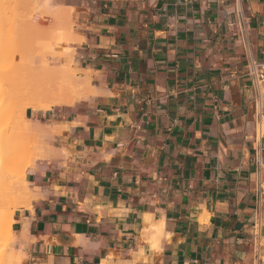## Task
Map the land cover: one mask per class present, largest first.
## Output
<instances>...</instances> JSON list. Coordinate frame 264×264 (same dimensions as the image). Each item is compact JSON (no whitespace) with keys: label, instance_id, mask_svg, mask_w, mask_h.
Returning <instances> with one entry per match:
<instances>
[{"label":"crops","instance_id":"1","mask_svg":"<svg viewBox=\"0 0 264 264\" xmlns=\"http://www.w3.org/2000/svg\"><path fill=\"white\" fill-rule=\"evenodd\" d=\"M57 1L94 95L25 110L58 127L14 210L23 263L264 264V0Z\"/></svg>","mask_w":264,"mask_h":264},{"label":"bare ground","instance_id":"2","mask_svg":"<svg viewBox=\"0 0 264 264\" xmlns=\"http://www.w3.org/2000/svg\"><path fill=\"white\" fill-rule=\"evenodd\" d=\"M16 1H19V3L21 2L22 3V5L21 6H25L26 8H23L24 10H27V8L29 7V11H31V12H29L28 14H30V13H32V15H33V18L32 17H29L30 19H32V26H31V32L32 31H35L36 29H38L39 31L40 30H43L41 33H42V35L40 36V37H37L38 35H39V31L37 30V35H36V37H35V39H31L32 38V36H30V35H32V34H30V35H27V38H26V36H23V38H26V39H24L23 40V38H22V36L20 37V39H22V43H21V41L19 42V40H18V37H17V35H16V37H14L15 39H16V41L17 42H14L15 43V45L14 46H11L10 47V51H12V52H10V53H13V54H15V52H16V50H17V52L18 53H20L19 54V56H18V58H19V60H17L16 58H14L15 60L12 62V65H16V62L18 61L20 64H17L16 66H18V67H16L17 69H15V67H12V69H15L14 71H15V74L13 73V70H12V76H14V77H11V75L9 76V73H11V72H9V73H5L4 72V70H2V66H3V63H5L7 60H9V59H6V58H11V59H13V54L12 55H10V53L9 52H7L6 51V49L3 51L2 49H3V45L5 46V47H8V45L6 44V43H2V41L4 42L5 41V39L6 38H4L6 35H7V33H9V32H7L6 30L8 29V28H6V27H9V26H7V24H6V21L5 20H3V25H2V27H4L5 28V30H4V33H6L5 35H4V40H2V32H3V30L1 29L0 30V69L2 70V72L0 71V83H6L8 86H10L9 84H11V85H16L17 87L19 86V83L20 82H22L21 80H23L22 78H26V83H25V81L23 80V83H25L27 86L25 87V85L22 83L21 84V86L19 87V88H21V90L22 91H28V93L26 92L25 94H26V96H27V94L29 95L30 93L29 92H31L32 91V94H34V98H33V101H32V103L34 104V103H36V105L38 106H36L37 108H40L41 106H43L42 104H39V101L41 102V99H42V101H46L47 100V102L48 103H51V104H55V103H68V104H70L71 103V101H73L74 99H76V97H75V94L74 93H71V94H67V96L64 94V90L65 89H63V87H66V88H68V87H74L73 89H75V87L77 86V85H79V84H81V83H83V81H86L87 83H88V79H87V77L86 76H84V78L82 79H80V80H76V81H73L74 83H66V81L65 82H61V81H55L54 80V77H55V75H57V74H55V70H56V68H57V73L58 74H60V75H63V76H68V75H70V74H72L74 71H75V65H76V67H78L79 68V61L77 60V59H75L74 60V64H72L71 62H68L69 61V59H70V57L76 52V46H74V45H72L73 47H71L70 49L67 47V43H66V41L62 38V36H61V31H59V30H57L56 28L58 27V28H60V26L59 25H62L63 24V22H62V18L63 17H65V16H68V15H70V13H71V11H70V9H69V7L67 8L66 6H58V10H56V11H54V10H52V7H53V2H51V1H46V2H43L42 1V3H40V2H38V1H34V2H31V1H29V0H27V2H26V0H23V1H25V3L22 1V0H16ZM0 2H1V4L3 5V0H0ZM0 4V5H1ZM26 4V5H25ZM1 5V6H2ZM0 6V8L2 9V7ZM11 8V7H10ZM0 9V10H1ZM12 10V9H11ZM6 13L7 14H10L9 12H7L6 11ZM5 13V14H6ZM55 14L56 16H58V15H60L61 16V19L59 18V22L60 23H57L56 21H54L53 23V25H42L41 26V28L39 29V24H38V22L37 21H40L41 19L40 18H38L39 16L38 15H40L41 17H47L48 15H52V14ZM12 14V13H11ZM10 14V15H11ZM50 15V16H51ZM7 17H9V15H7ZM7 17H6V15H5V18L7 19ZM52 18H53V16H52ZM66 18V17H65ZM7 20H10L9 22H11L12 20L11 19H7ZM0 22H2V19L0 18ZM9 22H7V23H9ZM13 22V21H12ZM4 25H6V27L4 26ZM10 25V24H9ZM12 26V25H11ZM10 26V27H11ZM29 28V27H28ZM11 29H12V27L10 28V31H11ZM30 29V28H29ZM33 29V30H32ZM29 32V31H28ZM30 32V33H31ZM36 32V31H35ZM34 35V34H33ZM20 36V35H19ZM28 36H30V37H28ZM77 37L81 40V36L80 35H77ZM10 39H12V38H10ZM2 40V41H1ZM6 42V41H5ZM19 42V43H18ZM13 43V42H12ZM18 43V44H17ZM69 43V42H68ZM2 45V46H1ZM24 46H28L27 48L26 47H24ZM30 47H31V49H32V51H33V53L31 52V50H30ZM2 48V49H1ZM24 48L26 49V51L24 50ZM29 48V49H28ZM54 48V52H52V49ZM29 52H28V51ZM3 51V52H2ZM22 51H24V53L26 52V54H24ZM22 52V53H21ZM4 55H3V54ZM2 54V55H1ZM6 54V55H5ZM29 54H32L30 57H29ZM10 55V56H9ZM16 55V54H15ZM26 55V56H25ZM27 55H28V57H27ZM26 57V58H24L25 59V63H22V61H23V59H22V57ZM28 58V59H27ZM72 60H73V58H72ZM17 62V63H18ZM13 63H15V64H13ZM22 63V64H21ZM24 64V66L25 67H22V65ZM57 65H59V67H57ZM20 66H21V68H20ZM81 69V68H80ZM11 70H9V71H11ZM21 70H22V73H24V75L23 74H21V76H20V78L17 76V75H20V73H21ZM24 71V72H23ZM2 73V74H1ZM7 76H6V75ZM25 74H26V76L29 78V82H27V77L25 76ZM2 75H5V76H2ZM24 77H23V76ZM11 77V78H10ZM22 77V78H21ZM57 77V76H56ZM15 78V79H14ZM11 79V80H10ZM18 79H20V82L18 83ZM5 81V82H4ZM71 82V81H70ZM17 83H18V85H17ZM28 83V84H27ZM89 84V83H88ZM2 85V84H1ZM4 86V85H3ZM15 86V87H16ZM24 86V87H23ZM68 86V87H67ZM0 87H2V86H0ZM29 87V88H28ZM10 88H12V86L10 87ZM19 88H16V90H18ZM26 89V90H24V89ZM30 88H31V91H30ZM89 88V87H88ZM77 89H78V87H77ZM2 89H0V91H1ZM12 91V90H11ZM78 91H80L79 89H78ZM59 93V94H58ZM18 94H19V91H18ZM17 94V95H18ZM31 94V96H33ZM81 94V96H82V94H83V97H85V96H87V95H90V91H89V89L87 90V91H83L82 93H79V95ZM9 95V94H8ZM20 95V94H19ZM77 95V94H76ZM93 95H94V93H93ZM21 96V95H20ZM23 96V95H22ZM21 96V97H22ZM30 95L28 96V98H26V100L23 102V101H20V100H16V101H20L21 103H19V106H21L20 104H24V105H26L25 103H27V105L29 104V106L28 107H30V105H31V102L30 103H28L29 101H27V99H31L32 100V97H31ZM3 97V96H2ZM36 97H37V99L39 100V101H37L36 100ZM78 97V96H77ZM16 98H18L19 99V97H17L16 96ZM43 98L45 99V100H43ZM79 98V97H78ZM1 100V99H0ZM34 100H36L37 102H35ZM2 101H3V99H2ZM27 101V102H26ZM3 104H4V101H3ZM2 104V105H3ZM1 105V104H0ZM23 105V106H24ZM45 105V104H44ZM34 106H35V104H34ZM4 109H5V107H9V106H7V104L5 105L4 104V106H2ZM11 107V106H10ZM22 107V106H21ZM25 107V106H24ZM23 107V108H24ZM48 107V106H47ZM44 108V107H43ZM4 109H2V108H0V137H2V138H6L7 136H9V138H7V143H5L4 142V140L2 141L1 140V138H0V157H2V158H4L3 160H0L1 162L2 161H5L4 163L2 162V164H3V168L4 167H6V169H10V167L9 166H14V163H18V158H19V156H18V158H17V160L15 159V162L11 159V157H13L14 155L13 154H15V155H17V151L16 150H20L19 148H18V144L19 145H21V144H24L25 145V143L27 144V142H25V139H23V138H19L18 140H16L14 137L15 136H13V135H10V134H7L6 133V130H8L9 128H7L6 129V125H9V124H7L6 122H3V119L5 118V114H6V117H10L9 115L11 114V113H13L14 111L12 110V112L9 114V113H6V111H4ZM17 111H18V109H16ZM49 110V109H48ZM7 111H9V110H7ZM19 111H20V114L19 115H17L18 117H15V118H19V116H20V121L23 123V121L25 120V114H23V116H22V110H21V108H19ZM14 114V113H13ZM12 114V115H13ZM16 114V113H15ZM15 114H14V116H15ZM8 115V116H7ZM11 115V117H10V120H11V118H13V116ZM4 117V118H3ZM23 117V118H22ZM7 121H9L10 122V120L9 119H6ZM12 121V120H11ZM13 121H15L16 122V120L14 119ZM262 121V123H261V125L262 126H264V120H261ZM17 122H18V119H17ZM15 123V124H17V126L15 127L16 129L18 128V131L16 130V129H14V123H12V122H10V124L12 123L13 124V126H12V129L10 128V130H11V134H15V130H16V132H19V130L21 129V127H20V123L18 122V123ZM3 123H5V125L3 124ZM36 123V122H35ZM35 123H33L32 122V127L30 128V131L28 130L29 129V127H28V131H29V133H27L28 131L26 130V135H38L39 133H41L42 134V132H44L43 133V135H42V137H41V134H39V137L41 138L40 140H42L44 137H47L46 135H49V133H48V131H56V128L58 127V126H56V125H50V124H44L43 125V130H42V127L40 128L39 127V129H38V126H37V128L35 127ZM38 123V122H37ZM2 124L4 125V126H2ZM24 124V123H23ZM52 124V123H51ZM67 124V123H66ZM22 126V125H21ZM29 126V125H28ZM68 126H70V125H68ZM20 128V129H19ZM27 128V127H26ZM35 128H36V130H35ZM6 129V130H5ZM9 130V131H10ZM21 130H23V129H21ZM25 130V129H24ZM35 131H36V133L37 134H35ZM38 131V132H37ZM40 131V132H39ZM42 131V132H41ZM1 133H3V134H5L6 133V136L4 137L3 135H1ZM21 133V132H20ZM21 134H23V133H21ZM18 135H20V134H18ZM11 136V137H10ZM21 136V135H20ZM22 137V136H21ZM36 137V136H35ZM10 138H13L14 140L11 142L10 140ZM38 138V137H37ZM36 139V138H35ZM35 139H33V140H35ZM22 140V141H21ZM24 140V141H23ZM49 140V139H48ZM21 141V142H20ZM3 142H4V144H3ZM33 142V141H32ZM42 142V141H41ZM44 142V141H43ZM39 143V142H38ZM41 144V143H40ZM7 146V148L5 147V146ZM17 146V147H16ZM23 146V145H22ZM21 147V146H20ZM36 148H38V147H36ZM31 148H29V149H26V151L24 150H22V152H19L20 154H18V155H20L21 156V153H24L23 154V156L24 157H27L26 155H28L29 153H31V155L33 156V153L35 152L34 150H32L33 149V147H32V149L30 150ZM6 150V151H5ZM13 151V152H12ZM14 151H16V153L14 152ZM4 152V153H3ZM12 153V154H11ZM23 156H21V158H19V160L20 159H24L23 158ZM1 158V159H2ZM10 159V160H9ZM29 158H27V160H28ZM26 159H24V161H25ZM31 160H32V158H31ZM30 160V162H31V164L33 163L32 161ZM7 161H9L8 163H7ZM11 161V162H10ZM20 161H22V160H20ZM7 163V166H5L4 164H6ZM22 163V162H21ZM26 164V163H25ZM30 164V163H29ZM20 165V164H19ZM21 165H23V164H21ZM24 168V167H23ZM23 168L21 167V170L23 171ZM0 169H1V167H0ZM7 171H9V170H7ZM11 171V170H10ZM9 171V172H10ZM20 174V173H19ZM15 175V173H2L1 171H0V264H11V263H13V264H15L16 263V261H12V260H9V258H8V256L6 255V248H7V246H8V244L9 243H7V240H6V242H4L3 241V238H9V237H11L12 236V228H11V223H12V220H13V212L11 211V212H9V213H7V212H5V208L6 207H8V206H11L10 204L12 203V199H11V196H9V194H4L5 196H3L2 195V193L3 192H5L4 190H7V188H6V186L8 185V182H10L11 181V178L13 177ZM19 182L20 181H22L23 182V185L25 186V188L23 189L22 188V190L21 191H18V196H21V194H23V193H27V194H29V192L31 191V183H29V182H27L26 180H25V173H21V176H20V178H19V180H18ZM33 189V188H32ZM11 192V191H10ZM6 193V192H5ZM31 193V192H30ZM32 195V194H31ZM2 196V197H1ZM6 196H9V197H6ZM24 196V195H23ZM22 196V197H23ZM27 196V195H26ZM5 229H6V231H5ZM26 233V232H25ZM24 233V235L26 236V234ZM145 235L146 236H150L154 241H160L164 236H165V232H164V230L162 229V227H148L147 229H146V231H145ZM20 236V235H19ZM25 236H23V237H25ZM18 238V237H17ZM16 237H15V240L17 239ZM23 239V238H22ZM18 240H19V238H18ZM13 241V240H12ZM11 262V263H10ZM17 264V263H16Z\"/></svg>","mask_w":264,"mask_h":264},{"label":"rangeland","instance_id":"3","mask_svg":"<svg viewBox=\"0 0 264 264\" xmlns=\"http://www.w3.org/2000/svg\"><path fill=\"white\" fill-rule=\"evenodd\" d=\"M23 1V0H22ZM29 1H31V2H34V1H38V2H40V3H42V1L43 2H46V1H48V0H29ZM49 1H51V2H53V7H52V10H54V11H56V10H58L57 8H58V6H64V5H62V4H60L57 0H49ZM24 3H25V1H23ZM26 2H27V0H26ZM3 5L1 4V2H0V4L2 5H0L1 7H2V9L0 10V18L2 19V22H0L2 25H3V20H5L6 21V24H7V26H9V27H6V25H4L6 28H8L6 31L7 32H9V33H7V35L4 37V35L6 34V33H4V30H5V28L4 27H2V25L0 24V30L2 29L3 30V32H2V40H4V38H6L5 39V41L3 42L2 40V43H6L7 45H8V47H5L4 45H3V51L6 49V51L7 52H12V51H10L11 49H10V47L11 46H14L15 45V43L14 42H17L16 41V39L14 38V37H16V35H17V37H18V40H19V42L21 41V43L23 42L22 41V39H20V37L22 36V38H23V36H26V38H27V35H30V34H32V35H30V36H32V38L30 37V36H28V37H30L31 39H35V37H36V35H37V30L38 29H36L35 31H32L31 32V26H32V19H30L29 17H32L33 18V15H32V13H30V14H28L29 12H31V11H29V7L27 8V10H24L23 8H26L24 5L23 6H21L22 5V3L20 2L19 3V1H16V0H3ZM21 4V5H20ZM26 5V4H25ZM11 7V8H10ZM12 9V10H11ZM6 11L7 12H9L10 14H7L6 13ZM70 11H71V9H70ZM6 13V14H5ZM5 15H6V17H7V15H9V17H7V19H11L12 21L11 22H9L10 20H7L6 18H5ZM51 15V14H50ZM50 15H48L47 17H41L40 15H38L39 17L38 18H40L41 20L40 21H37L38 22V24L40 25L39 26V29L41 28V26L42 25H53L55 22L54 21H56L57 23H60L59 22V18L61 19V16L60 15H58V16H56L54 13L50 16ZM52 16H53V18H52ZM66 17V18H65ZM65 17H63L62 19V22H63V24L62 25H59L60 26V28H56L57 30H59V31H61V36H62V38L66 41V43H67V47L70 49L71 47H73L72 45H74V46H76V49H77V45H78V43L81 41L78 37H77V35L78 34H74L73 33V23H72V21H71V13H70V15H68V16H65ZM55 19V20H54ZM54 20V21H53ZM32 21V22H31ZM7 22H9V23H7ZM54 22V23H53ZM10 24V25H9ZM12 25V26H11ZM12 27V29H11V31H10V28ZM30 29H29V28ZM43 27V26H42ZM33 30V29H32ZM29 31V32H28ZM39 31V30H38ZM41 32L43 31V30H40ZM39 31V35L37 36V37H40L41 35H42V33ZM31 32V33H30ZM27 34V35H26ZM20 35V36H19ZM4 37V38H3ZM10 38H12V39H10ZM26 38H23V40L24 39H26ZM13 42V43H12ZM18 42V43H19ZM69 42V43H68ZM17 43V44H18ZM2 46V45H1ZM24 47H28V46H24ZM29 49V48H28ZM24 50L26 51V49L24 48ZM30 50H31V52L33 53V51H32V49H31V47H30ZM2 51V52H3ZM28 51V50H27ZM5 52V51H4ZM23 53H24V51H22ZM21 52V53H22ZM29 52V51H28ZM52 52H54V48L52 49ZM3 54V53H2ZM1 54V55H2ZM13 53H10V55H12ZM16 54V55H15ZM15 54H13L12 56H13V59H11V58H6V59H9V60H7L5 63H3V66L1 67L2 68V70H4V72L7 74V73H9V72H11V73H9V76L11 75V77H14L16 74H15V69H17L16 67H18V66H16L17 64H20L18 61V63L16 62V67L14 66V65H12V62L15 60L14 58H16L17 60H19V58H18V56H19V54L20 53H18L17 52V50H16V52H15ZM24 54H26V52L24 53ZM4 55V54H3ZM6 55V54H5ZM9 55V56H10ZM32 54H29V57L31 56ZM26 56V55H25ZM22 57V59H23V61H22V63H25L24 61H25V59L24 58H26V57ZM27 57H28V55H27ZM72 58H73V60H72ZM28 59V58H27ZM75 59H77L78 61H79V58H78V55H77V52H75L71 57H70V59H69V61L68 62H71L72 64H74V60ZM21 63V64H22ZM13 64H15V63H13ZM12 67H15V69H12ZM22 67H25L24 66V64L22 65ZM57 67H59V65H57ZM20 68H21V66H20ZM13 70V73L15 74L14 76H12V70ZM2 70L0 69V71L2 72ZM9 70H11V71H9ZM24 72V71H23ZM2 74V73H1ZM5 74V75H6ZM21 74H23L24 75V73H22V70H21V73H20V75H17L19 78H20V76H21ZM55 74H57V75H55V77H54V80L56 81H61V82H65L66 81V83L68 82V83H74L73 81H76V80H80L81 78L83 79L84 78V76H86V75H84V73H83V70L82 69H80V62H79V68L78 67H76V65H75V71L72 73V74H70V75H68V76H63V75H60V74H58L57 73V68H56V70H55ZM5 75H2V76H5ZM22 75V76H23ZM7 76V75H6ZM25 76H26V74H25ZM57 76V77H56ZM10 77V78H11ZM24 77V76H23ZM27 77V76H26ZM22 78V77H21ZM15 79V78H14ZM24 81H25V83H26V78L24 79V78H22ZM11 80V79H10ZM19 81H18V83L20 82V79H18ZM23 80H21L22 82H20L19 83V86L17 87L16 85H11V84H9L10 86H8L6 83L4 84V83H0V86H2V87H0V89H2L1 91H0V108H2V109H4L2 106H4V104L6 105L7 104V106H9V107H5V109H4V111H6V113H11L12 112V110L14 111L13 113L15 114V116H14V114L13 113H11L9 116L11 117V115L13 116V118H11V120H10V117H6V114H5V118L3 119V122H6L7 124H9V125H6V129L7 128H9L8 130H6V133L7 134H10V135H13V136H15L14 138L16 139V140H18L19 138L21 139V138H23V139H25V142H27V144L25 143V145L24 144H21V145H19L18 144V148L20 149V150H16L17 151V155H15V154H13L14 156L13 157H11V159L15 162V159L17 160V158H18V156H19V158H21V156H23V154L24 153H21V156L20 155H18V154H20L19 152H22V150L24 151H26V149H29V148H31L32 149V147H33V149L32 150H34L35 152L33 153V156L31 155V153H29L28 155H26L27 157H24L23 156V158L24 159H26L25 161H24V159H20V160H22V161H20L19 160V158H18V163L16 164V163H14V166L12 165V166H9L10 167V169H6V167H4L3 168V164H2V162L4 163L5 161H0V167H1V169H0V171L2 172V173H15V175L11 178V181L10 182H8V185L6 186V188H7V190H4L5 192H3L2 193V195L3 196H5L4 194H9V196H11V199H12V203L10 204L11 206H8V207H6L4 210H5V212H7V213H9V212H13V214H14V210L16 209V208H19V207H22V206H26V205H28L29 204V202L31 201V199L33 198V196L30 194V192H29V194H25V193H23V194H21V196H18V191H21L22 190V188L24 189L25 188V186L23 185V182L22 181H18L19 180V178H20V176H21V173H25L26 172V169L28 168V167H30V166H32L35 162H36V160H38V159H40V158H44V157H48L49 156V153H50V151H51V148H52V136H53V131H48V133H49V135H46L47 137H44L42 140H40L41 138L39 137V134H41V133H39L38 135H26V130L28 129V127H29V131H30V128L32 127L31 125H32V122H30L31 121V119H29V118H27L26 117V111L25 110H33V111H38L39 109H41V110H48V109H51V108H55V109H63V108H72V107H75L76 105H82L84 102H86V101H88L92 96H93V92L91 91V89L90 88H88V83H89V81H88V83L86 82V81H83V83H81V84H79V85H77L76 87H75V89H73L74 87H68V88H66V87H63V89H65L64 90V94L67 96V94H71V93H76L75 94V97H76V99H74L73 101H71V103L70 104H66V103H55V104H51V103H48L47 102V100L46 101H42V99H41V102L37 99V97H36V100L37 101H39V104H42L43 106H41L40 108H37L38 106L36 105V103H34L35 104V106H34V104L32 103V101H33V98H34V94H32V91H31V88H30V91L31 92H29L30 94V96H31V94L33 95V96H31L32 97V100L29 98V99H27V101H29L28 103H30L31 102V105H30V107H28L29 106V104L27 105V103H25L26 105H24L23 103L22 104H20L21 106H19V103H21L20 101H25L26 100V98H28V94H27V96H26V92L28 93V91H22L21 90V88H19L20 86H21V84L23 83ZM71 81V82H70ZM5 82V81H4ZM27 82H29V78L27 77ZM18 83H17V85H18ZM25 83H23L24 85H25V87L27 86ZM2 84V85H1ZM28 84V83H27ZM4 85V86H3ZM12 86V88H10ZM16 86V87H15ZM22 87V86H21ZM24 87V86H23ZM77 87H78V89L80 90V91H78V89H77ZM16 88H19L18 90H16ZM29 88V87H28ZM24 89V88H23ZM89 89V91H90V95H87V96H85V97H83V94H82V96H81V94L79 95V93H82L83 91H87ZM12 90V91H11ZM24 90H26V89H24ZM18 91H19V94L22 96H20L19 94H18ZM71 92V93H70ZM9 94V95H8ZM18 94V95H17ZM59 94V93H58ZM3 96V97H2ZM16 96L17 97H19V99L18 98H16ZM79 98H78V97ZM26 97V98H25ZM2 99H3V101H4V104H3V101H2ZM16 100H20V101H16ZM36 100H34L35 102H37ZM43 100H45L44 98H43ZM26 101V102H27ZM3 104V105H2ZM45 104V105H44ZM25 107H24V106ZM11 106V107H10ZM37 106V107H36ZM48 106V107H47ZM24 107V108H23ZM44 107V108H43ZM19 108H21V110H22V116H23V114H25V120L23 121V123L20 121V116H19V118H15V117H18L17 115H19L20 114V111H19ZM16 109H18V111L16 110ZM7 110H9V111H7ZM8 116V115H7ZM23 118V117H22ZM6 119H9L10 120V122H12V123H14V129H16L15 127L17 126V124H15L16 122H17V119H18V122L20 123V127H21V129H23V130H21L20 128V130H19V132H16V130L18 131V128L15 130V134H11L10 132H11V130H10V128L12 129V126H13V124L11 123L10 124V122L9 121H7ZM16 120V122L15 121H13V120ZM17 122V123H18ZM36 122V123H35ZM35 122H33V123H35L34 125H35V127L37 128V126H38V129H39V127L41 128L42 127V130H43V125L44 124H40L39 122L37 123V121H35ZM4 125H5V123H3ZM2 124V126H4ZM12 125V126H11ZM22 125V126H21ZM29 125V126H28ZM31 126V127H30ZM18 127V126H17ZM27 127V128H26ZM36 128H35V130H36ZM25 129V130H24ZM261 129H262V131H264V126H262L261 125ZM10 130V131H9ZM27 130V131H28ZM29 131L27 132V133H29ZM23 133V134H21V133ZM38 132V131H37ZM40 132V131H39ZM42 132V131H41ZM6 133L5 134H3V133H1V135H3L4 137L6 136ZM43 133L44 132H42V134H41V137H42V135H43ZM18 134H20V135H18ZM35 134H37L36 133V131H35ZM36 136V137H35ZM11 137V136H10ZM38 137V138H37ZM1 138V140L3 139L4 140V142L5 143H7V138H9V136H7L6 138H2V137H0ZM36 138V139H35ZM11 140V142L14 140L13 138H10ZM33 139H35V140H33ZM49 139V140H48ZM0 140V141H1ZM2 140V141H3ZM22 141V140H21ZM20 141V142H21ZM24 141V140H23ZM33 141V142H32ZM42 141V142H41ZM44 141V142H43ZM4 142H3V144H4ZM39 142V143H38ZM13 143V142H12ZM41 143V144H40ZM23 145V146H22ZM5 146V145H4ZM21 146V147H20ZM6 148H7V146H5ZM17 147V146H16ZM36 147H38V148H36ZM30 149V150H31ZM6 151V150H5ZM16 151H14L15 153H16ZM19 151V152H18ZM13 152V151H12ZM4 153V152H3ZM12 154V153H11ZM2 157H0V160H3L4 158H2ZM27 158H29L28 160H27ZM31 158H32V160H31ZM5 160V159H4ZM10 160V159H9ZM30 160L33 162L32 164H31V162H30ZM9 161H7V163H8ZM11 162V161H10ZM22 162V163H21ZM7 163L6 164H4L5 166H7ZM26 163V164H25ZM30 163V164H29ZM20 164V165H19ZM21 164H23V165H21ZM21 167L23 168V171L21 170ZM7 170H11L10 172L9 171H7ZM20 173V174H19ZM11 191V192H10ZM24 195V196H23ZM27 195V196H26ZM9 196H6V197H9ZM23 196V197H22ZM2 197V196H1ZM13 221V220H12ZM263 221H264V215H263ZM12 224V223H11ZM5 231H6V229H5ZM15 237L17 238V236L12 232V236L11 237H9V238H3V241L4 242H6V240H7V243H9L8 244V246H7V248H6V255L8 256V258H9V260H12V261H16V263L17 264H24L23 263V258H24V254H23V248L19 245V240H18V238L15 240ZM146 240H148V241H150L149 239H147V238H145ZM13 240V241H12ZM151 242V241H150ZM262 251H261V256H260V258L262 259V260H264V246L262 247V249H261ZM11 263V262H10ZM15 263V264H16ZM11 264H13V263H11Z\"/></svg>","mask_w":264,"mask_h":264},{"label":"built area","instance_id":"4","mask_svg":"<svg viewBox=\"0 0 264 264\" xmlns=\"http://www.w3.org/2000/svg\"><path fill=\"white\" fill-rule=\"evenodd\" d=\"M253 74L255 77L256 84L262 87L263 86V72L259 69H253Z\"/></svg>","mask_w":264,"mask_h":264}]
</instances>
